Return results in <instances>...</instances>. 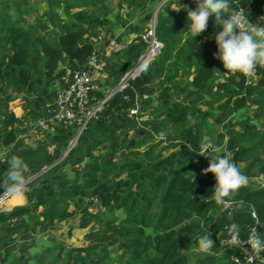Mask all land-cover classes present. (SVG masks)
Masks as SVG:
<instances>
[{
  "label": "trees",
  "instance_id": "obj_1",
  "mask_svg": "<svg viewBox=\"0 0 264 264\" xmlns=\"http://www.w3.org/2000/svg\"><path fill=\"white\" fill-rule=\"evenodd\" d=\"M43 1L45 7L37 14L34 5L26 4L28 0H0V102L28 99V121H38L53 101L47 81L52 83L87 62L93 47L85 35L97 24H108L106 15L113 0ZM62 1L66 4L61 13L57 9ZM125 2L131 10L144 6L143 0ZM228 3V11L242 9L249 22H264V0ZM31 15L35 20L27 24ZM216 30L210 17L206 29L193 37L188 31L180 32L178 21L161 16L159 10L155 24V38L162 44L159 54L87 124L71 156L89 149L96 154L89 153L72 179L62 176L57 166L39 175H52V183L46 187L49 176L45 177L36 194L26 193L25 206L1 212L0 230L17 218L25 219L26 231L74 220V226L85 232L86 243L68 249L66 264H242L247 249L230 246L226 240L246 239L255 221L264 240V189L255 180L258 174L264 175V129L250 115L264 114V65H258L251 76L255 81L240 73L225 78L218 74L212 38ZM145 48L146 43L135 38L112 53L104 70L113 82L131 69ZM144 95L147 104L151 96L158 101L153 112L157 125L140 128L138 137L111 144L108 117L118 115L124 123L128 110ZM18 122L12 111L5 113L1 144L15 140ZM71 135V130H58L54 137L58 150H64ZM204 144L211 155L229 153L248 178L247 184L223 198V204L211 195L213 175L203 172L208 166L207 158L200 155ZM118 154L120 159L115 157ZM14 156L25 166L23 180L54 159L40 149L4 158L0 193L11 184L6 169ZM17 198L13 196L14 201ZM235 202L246 207L232 210ZM204 235L213 241L207 251L195 259L183 252L186 243L200 249L198 241ZM113 246L122 250V259L111 258ZM260 255L264 257V250Z\"/></svg>",
  "mask_w": 264,
  "mask_h": 264
},
{
  "label": "crops",
  "instance_id": "obj_2",
  "mask_svg": "<svg viewBox=\"0 0 264 264\" xmlns=\"http://www.w3.org/2000/svg\"><path fill=\"white\" fill-rule=\"evenodd\" d=\"M160 1L161 0H143L144 2L143 7H135L134 9L131 10V8L125 2V0H116L115 3L110 6L109 12L106 15L108 24L107 25L97 24L89 31V33L85 35V38L90 42V44L93 47V53L97 56L99 61L102 63V67H103L102 70L95 72L93 75L94 82L96 85V92L104 93L115 85L116 82H113V80L104 70L107 59L112 55V53L124 49L125 47L130 45L133 41H135V38H137V36L142 35L143 33L146 32L151 15L153 14L155 8L159 5ZM175 2L176 0H171L165 3L160 9V14L161 16H170L173 17L175 20H177L179 23L180 32L185 33L188 31L187 14L183 9H181L180 11H175V9L173 8ZM180 2L183 5H186L189 10L194 9L196 6L193 0H180ZM44 7L45 5L43 3L42 5L36 6L35 13L37 14L41 13ZM111 41H113L116 44V48L107 49L106 48L107 44L108 42ZM132 65H134V63ZM60 67L65 68L66 64H61ZM215 68L217 73L223 75L224 78L229 74H234L231 72H226V70L223 69V66L219 60L217 61ZM70 72L71 71H67L62 78L56 79L52 83L48 84L47 81V85L51 86L49 87V89L53 91V94H55L57 90L63 88L67 84ZM255 79L253 80L251 76L248 77L249 81H255ZM151 98H152L151 100L152 102L150 104H147L145 102V99L143 98L136 99L135 107L137 109V114L131 116L128 115L127 113L124 123L121 121V119H118L119 118L118 115H113L111 117H108L109 126H110L108 130V134L109 137L111 138L110 141L111 144L114 143L118 144L122 140L124 141V138L121 137V130L123 131V133H125V138L127 137V139H132L137 137V129L145 128L147 130L157 125L156 116L153 114V112L155 111L156 106L158 105V101L156 100L155 96H151ZM184 100H186V98H184ZM16 101H20V100H16ZM16 101L11 102L9 104L0 102V106H3V110L1 108L2 112L0 113L1 136L4 134V129L2 126H3V117L5 113L8 110H10L14 113V115L17 118H19V122L15 126L16 138L9 145H3L0 143V156L7 158L8 156L14 153L25 152L29 149H34V150L40 149V150H44L47 154L52 155V157L56 159V157L63 151V150L62 151L58 150L54 142V137L57 134L58 130L62 129L61 125H59L50 118L44 119L46 118L45 113L38 121L26 120L25 107L28 106L29 100L25 99V101H28V104L26 106L19 105L17 107V105H15V107H17L19 110V112L17 113L13 111L14 107L12 106V104L13 103L15 104ZM42 119H44L43 124L39 125V121ZM116 121L122 123V128L115 125ZM93 152L94 150L89 149V151L86 150L79 156L73 157V160L71 162L65 164L66 166L65 168H67L66 172L70 171L72 173L75 172L76 174V172H78L82 164L89 158L88 157L89 153H93ZM95 153L96 152H94V154ZM60 174L62 176L67 175L63 171ZM65 177L68 178L67 176ZM72 178H68V179H72ZM255 180L258 183L257 185L263 188L260 185L261 180H259L258 178H255ZM57 185L60 186V183ZM12 202L13 203H10V205L12 208H14L15 201L13 200V198H12ZM231 207L232 210H240L245 208L246 205L240 202H235L231 205ZM11 210L12 209H7L5 212H9ZM229 215L230 213H228V217ZM21 220H22L21 222H23V220L25 219L21 218ZM12 222L6 227L12 226ZM22 226L23 224L18 226V228ZM69 228H66L64 231H61L60 232L61 236L63 235V237H65V236H70L71 234H78L81 235L82 238H84L85 232L83 230H80L74 226V228H71L72 229L71 234H68L67 231L69 230ZM36 229L37 231L35 233V236H37V243L45 246L46 249L53 248V245L55 244L56 238L58 236L55 234L54 231V229L55 230L58 229L57 224L52 227L39 225L36 227ZM50 242L53 245H50ZM85 243L86 240L84 242L75 244V247L84 246ZM32 249L33 247H30L29 245L27 247L23 246V248L20 250L21 254L19 253L18 254L19 256L17 255V258L15 256L13 261L14 260L15 262L22 261L23 263H25L29 256L28 254L34 252V249L33 250ZM110 249H116L117 251L120 250L122 252V250L117 246L110 247L109 250ZM38 251L41 252L42 249H40L37 246V248L35 249V253ZM112 259L114 258L112 257Z\"/></svg>",
  "mask_w": 264,
  "mask_h": 264
},
{
  "label": "clouds",
  "instance_id": "obj_3",
  "mask_svg": "<svg viewBox=\"0 0 264 264\" xmlns=\"http://www.w3.org/2000/svg\"><path fill=\"white\" fill-rule=\"evenodd\" d=\"M193 2L196 6L191 10L180 0H176L173 5L175 11L183 9L186 12L188 32L196 37L206 29L211 17L214 25L217 26V30L212 34L216 45L214 58L221 62L226 72L240 73L245 77L254 75L257 66L264 65V23L253 24L249 22L247 15H243L240 11H228V0H193ZM208 147L207 144L201 146L200 155L208 160V166L203 172L213 175L215 185L211 195L217 204H223V198L247 184L248 178L241 173L229 153L211 155L207 150ZM214 151L218 153L220 149L217 147ZM25 170L21 160L12 157L6 169L7 178L11 182L9 191L19 190L23 184L22 173ZM235 227L232 226L233 229ZM212 243L208 235L200 237L198 241L199 248L204 251H207ZM251 244L256 251L264 250V240L259 237L254 238Z\"/></svg>",
  "mask_w": 264,
  "mask_h": 264
},
{
  "label": "built area",
  "instance_id": "obj_4",
  "mask_svg": "<svg viewBox=\"0 0 264 264\" xmlns=\"http://www.w3.org/2000/svg\"><path fill=\"white\" fill-rule=\"evenodd\" d=\"M169 1L171 0L160 1L159 5L155 8L153 14L151 15V26L148 27V30H146L145 33L137 36V38L146 43L145 51L139 56L131 69L125 72L108 91L102 94L96 92L93 75L95 72L102 70L103 67L102 63L94 53L91 54L82 68L70 72L67 84L63 88L57 90L54 94L52 103L46 105V118L44 119H52L61 125L65 132L71 130L72 135L68 139L67 145L59 156V159L57 161H53L48 166H44L39 173L33 175L34 177H38L39 175L45 173L47 170L57 166L58 163L65 159L67 155H69V152L76 146L78 139L84 133L87 124L91 120H96L101 115L102 111L107 107L109 100L114 95L122 93L129 85L130 81L140 77V75L145 71L148 63L159 54L162 44L155 38L156 18L160 8ZM237 11H240L243 15H245L242 9H238ZM259 23L264 22H257L256 24ZM106 48H116V44L113 41L108 42ZM142 98L146 99L147 96L144 95ZM136 114L137 109L135 106L128 110V115L133 116ZM44 119L39 121V125L43 124ZM3 160L4 157L0 156V161ZM27 182L28 181L23 182L20 188H22ZM260 185L264 188V180L260 181ZM10 196L11 193L0 196V213L6 211L3 207V203L6 204ZM225 206L229 207L230 203H226ZM251 216L255 219L253 211H251ZM258 226V223L255 221V224L250 227L249 236L246 239L232 237L226 240V243L230 246H238L242 249H247L244 262H242V264H252L257 260L259 251L252 248L251 242L256 237H259L262 240V234L257 232Z\"/></svg>",
  "mask_w": 264,
  "mask_h": 264
},
{
  "label": "rangeland",
  "instance_id": "obj_5",
  "mask_svg": "<svg viewBox=\"0 0 264 264\" xmlns=\"http://www.w3.org/2000/svg\"><path fill=\"white\" fill-rule=\"evenodd\" d=\"M116 0L112 1V5L115 3ZM42 3L45 5L43 0H28V3L30 6L34 5L35 6V12H36V6L42 5ZM24 4V6L26 5ZM66 3L65 2H61V4L59 5V8L57 9L59 12L62 13V8H64V5ZM33 11V9H32ZM76 11V9H72V13H74ZM35 19L32 18V15L26 18V23L30 24L33 23ZM151 18L148 22V26H147V30L148 27L151 26ZM25 99L23 101H16L15 104L13 103L12 106L14 107L13 111H15L16 113L19 112L18 110V106L19 105H23L26 106L28 104V101H25ZM15 105H17V107H15ZM3 110V106H0V113ZM251 116H255V124L260 128V129H264L263 128V119H264V114H260L257 112H252L250 114ZM1 118V117H0ZM116 126L122 127V123L116 121L115 122ZM222 132V131H221ZM140 136L139 133V129H137V137ZM121 137L125 138V133H123L121 135ZM77 145L69 152V155H67V157L65 159H63L60 163L57 164L59 173H62V171L64 173H66L68 178H72L74 176H76L75 172L72 173L70 171L66 172L65 168V164L71 162L73 160V157L71 156L72 152L77 148ZM102 148V146L100 147ZM105 147H103L104 150ZM103 150H101L103 152ZM62 153V152H61ZM61 153L56 157V159H53V161H57L59 159V156L61 155ZM101 153V152H100ZM91 154H94L91 153ZM96 154V153H95ZM94 156V155H92ZM116 159H120L121 155L118 154L115 156ZM36 175L35 174H28V176L23 180V182L28 181L22 188H19L18 191H9V188H7L5 191L0 193V196L11 193V196L9 197V199L7 200V203L4 204L3 203V207L7 210V209H13L10 205V203H12V198L13 196H17L18 199L17 201H15V205L14 207H21V206H25L27 203V196L26 193H37V190L39 188L42 187L45 177L48 176H33ZM34 177V178H32ZM51 176L48 177V181L45 182L46 183V187L52 183L53 178H51ZM32 178V179H30ZM255 178H258L260 180H264V175L262 173L258 174ZM10 187V186H9ZM36 199V197H35ZM5 202V201H4ZM91 210V209H90ZM21 218H18L16 220H13L12 222V226H9L8 228H5L4 230H0V264H31L34 263V261L36 260H42L45 259L44 262H41L39 264H65L67 262V250L69 248L75 247V244L80 243V242H84V238H82L81 235L78 234H71L70 236H65L63 237V235L61 236L60 232L64 231L66 228H69L70 226L74 225L75 221L74 220H65L64 222L62 221L61 223L57 224L58 229L55 230V234L58 235L56 238V242L53 245L50 242V245H53V248H45V246L37 243V236H35V233L37 231V229H31V230H25L22 227L18 228V226L22 225L21 222ZM11 228V229H10ZM77 233V232H76ZM61 236V237H60ZM33 247L34 252H31L30 254H28V258L26 260L25 263H23L22 261H17L15 262V260L13 261V259L17 258V255L20 253V250L24 247L27 246ZM37 246L42 249V251H38L35 253V249L37 248ZM32 249V250H33ZM48 250V251H47ZM110 254H111V258L113 257L114 259H119L122 257V252L119 250L117 251L116 249H110ZM183 251L191 256L196 257L198 256L202 250L201 249H197L196 247H194L192 244L190 243H186ZM21 254V253H20ZM19 256V255H18ZM122 259V258H121ZM195 259V258H194ZM257 262H255V264H264V257H262L261 255L257 257Z\"/></svg>",
  "mask_w": 264,
  "mask_h": 264
},
{
  "label": "bare ground",
  "instance_id": "obj_6",
  "mask_svg": "<svg viewBox=\"0 0 264 264\" xmlns=\"http://www.w3.org/2000/svg\"><path fill=\"white\" fill-rule=\"evenodd\" d=\"M16 201V200H15Z\"/></svg>",
  "mask_w": 264,
  "mask_h": 264
}]
</instances>
